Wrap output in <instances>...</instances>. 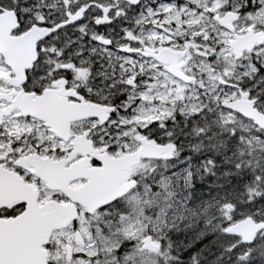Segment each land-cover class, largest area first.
<instances>
[{"label": "snow or ice", "instance_id": "snow-or-ice-1", "mask_svg": "<svg viewBox=\"0 0 264 264\" xmlns=\"http://www.w3.org/2000/svg\"><path fill=\"white\" fill-rule=\"evenodd\" d=\"M0 264H264V0H0Z\"/></svg>", "mask_w": 264, "mask_h": 264}]
</instances>
